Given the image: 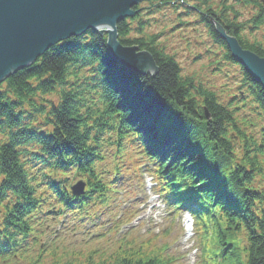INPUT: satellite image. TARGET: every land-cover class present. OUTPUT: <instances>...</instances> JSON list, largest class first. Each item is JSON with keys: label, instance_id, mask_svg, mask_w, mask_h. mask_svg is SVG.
Wrapping results in <instances>:
<instances>
[{"label": "trees", "instance_id": "trees-1", "mask_svg": "<svg viewBox=\"0 0 264 264\" xmlns=\"http://www.w3.org/2000/svg\"><path fill=\"white\" fill-rule=\"evenodd\" d=\"M134 8L135 17L117 23L118 40L149 51L155 72L123 67L106 36L88 31L0 83V264H50L64 237L51 225L70 219L81 228L143 161L168 205L194 214L207 264H264V90L213 24L264 57V0ZM163 9L175 15L172 28L153 32L150 17ZM177 27L184 34L172 41ZM80 179L84 193L74 196ZM70 250L55 264H71ZM139 252L120 240L108 264H173Z\"/></svg>", "mask_w": 264, "mask_h": 264}, {"label": "water", "instance_id": "water-1", "mask_svg": "<svg viewBox=\"0 0 264 264\" xmlns=\"http://www.w3.org/2000/svg\"><path fill=\"white\" fill-rule=\"evenodd\" d=\"M147 0H0V83L16 71L31 66L47 49L88 31L106 36L111 57L140 75L157 70L151 53L118 40L117 23L133 18L134 8ZM215 30L231 57L264 90V57L243 48L218 22ZM208 118V112L205 110ZM82 181L71 190L83 192Z\"/></svg>", "mask_w": 264, "mask_h": 264}, {"label": "rangeland", "instance_id": "rangeland-1", "mask_svg": "<svg viewBox=\"0 0 264 264\" xmlns=\"http://www.w3.org/2000/svg\"><path fill=\"white\" fill-rule=\"evenodd\" d=\"M174 16L170 10L163 9L156 12L150 17V30L157 32L163 26H167V29L170 30ZM173 32L175 33L173 34ZM173 32H171L172 41L182 38L181 36L184 34L178 27ZM245 32L250 38L256 33V35H260L258 30L246 29ZM186 34L192 38L195 36L189 31ZM191 37L190 40L194 44L195 41ZM171 45L173 46V44ZM182 56L185 57V52L181 53ZM198 65L199 63H197V67ZM217 79L218 83L222 82L219 77ZM137 172L130 173L121 189L118 188L116 192L112 193V199L106 209L104 206L98 208L96 218L93 220L84 218L85 222L81 228L74 230L71 226L75 224V220L70 219H62V223L51 225V229H54L56 233L64 235L63 239L57 242H62L65 247L71 249L69 255L73 256L67 257L71 264H98L99 262L108 264L112 260L110 256L118 253L112 252L118 247L119 241L128 239L136 243L141 256L161 252L163 255L171 257L173 264H196L197 254H195L193 236L187 235L185 212L181 210L173 218L170 209L151 189L153 181L149 176L150 171L141 167L139 175L135 176ZM172 219V233L148 240V236L164 230V227H167ZM110 226L112 228L108 231L109 235H106L105 232ZM46 238H43L41 246L50 239ZM63 245L59 246L58 254L49 253L45 261L50 264L57 263L58 260L54 259L55 257L56 259L61 258L59 254L64 253ZM164 248L165 250L162 251Z\"/></svg>", "mask_w": 264, "mask_h": 264}]
</instances>
